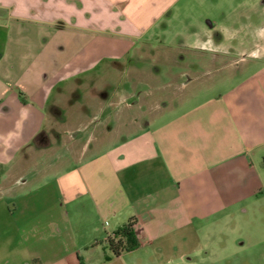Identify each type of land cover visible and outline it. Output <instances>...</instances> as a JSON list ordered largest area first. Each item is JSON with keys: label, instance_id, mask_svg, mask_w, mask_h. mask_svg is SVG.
I'll return each instance as SVG.
<instances>
[{"label": "crops", "instance_id": "0c3cea01", "mask_svg": "<svg viewBox=\"0 0 264 264\" xmlns=\"http://www.w3.org/2000/svg\"><path fill=\"white\" fill-rule=\"evenodd\" d=\"M183 1L188 6L195 0H0V174L26 160L39 147L40 134L38 142L46 143L52 122L80 125L93 112L104 114L103 103L116 87L111 78L128 68L121 59L130 64L135 49L138 53L159 39L153 31L166 26L165 17ZM203 26L195 32L200 49L208 51L212 47L203 45L216 41V34ZM105 32L118 41L103 39ZM120 40L129 46L127 53H119ZM251 55L264 60V47L255 46ZM103 60L105 73L115 74L101 84ZM260 64L224 91L189 97L177 109L158 105L162 98L151 102L156 94H149L145 78L132 75L129 65L127 129L118 144L97 150L113 130L109 124L103 132L94 128L96 151L76 155L17 196L23 214L55 210L44 228L43 221L35 223L34 232L56 236L53 248L62 251L50 257L23 245V258L35 264H87L98 239L107 244L109 234L135 217L140 245L133 251L147 249L146 257L154 256L158 264L195 263L203 254L211 262L207 248L222 239L211 233L223 215L235 213L264 185V61ZM138 84L139 108L132 113ZM83 90L88 104L82 103ZM216 255L210 264L238 262L232 263V255ZM240 262L254 264L247 256Z\"/></svg>", "mask_w": 264, "mask_h": 264}, {"label": "rangeland", "instance_id": "374dc122", "mask_svg": "<svg viewBox=\"0 0 264 264\" xmlns=\"http://www.w3.org/2000/svg\"><path fill=\"white\" fill-rule=\"evenodd\" d=\"M187 4L188 2H186ZM164 21H166V26L160 25L153 31L159 39L144 45L138 53L135 49L130 64L124 59H121L122 61L119 63L121 65L124 62V66L127 64V69L130 65L132 68L129 72L132 75L138 73L140 78H145L144 88L150 91V95L156 94V98L152 96L151 102L162 98L158 101V105H169L177 109L179 105L184 106L189 97L197 96L198 98L204 94L222 92L229 84L240 82L246 76L248 77L261 66L260 62L264 61L257 58V55H251L255 46L264 47V0H195L188 6H185L183 1L175 8L173 16H166ZM209 21L214 24L212 29L209 26ZM250 22H253L252 26H250ZM202 25L204 28L206 27L205 29L210 28L216 34V41L206 42L203 45L212 47L208 51L200 49L202 41L195 32ZM233 33H235L234 36ZM247 33L249 36L256 34L262 38L260 37V40L247 39V41L240 38ZM218 34L223 35L222 41ZM102 37L106 40H117L113 34H106V32ZM194 46L197 47L194 49ZM128 47L125 44L122 46L120 40L118 43L119 53H124ZM229 47H234V49L226 50ZM106 48L108 50L106 53L110 54V47ZM128 58H130V52ZM106 64L107 61L103 60L101 65L104 68L100 82L102 84L104 81H110V75L116 73V82L111 78L112 83H116V87L111 93L110 100L106 103L102 101L103 107L106 109L105 113L98 115L93 112L86 116L87 118L83 119L80 125L75 123L78 121L66 125L52 122L51 137L44 140L46 143L37 142L39 147L28 153L26 160L23 158L17 160L16 165L14 164L10 170H7V175L0 174V255L4 256L3 259H0V264H35V261L23 258L19 251L23 245L29 246L31 249L36 248L45 256L50 257L62 252L53 248L52 244L55 243L56 236L43 235V233L39 236L34 232L35 223L43 221L44 226L42 224L41 228H44L46 221L56 214L55 210L46 208L44 214L39 215V212L34 209L23 214L20 208L22 201L18 200L17 202L16 198L23 190L31 187L35 181L44 180L46 177L47 179L51 178L56 171L68 166L76 155H82L84 152L91 155L96 151L92 150L94 128L103 132V130H107L109 124L113 130V132L106 133L110 139L99 146L97 150L112 146V144L115 145L117 143L115 141L120 139L118 135L127 129L124 125L127 107V98L124 94H127L128 91L127 69L120 70L121 68L118 66L120 69H117L115 73L112 71L108 74L105 73ZM140 88V84L133 86L132 102L136 104L129 107L132 113L138 112L139 103L136 102V95L138 96ZM85 90L81 92L83 94L82 103L88 104ZM147 105L150 106V103L148 102ZM92 139L93 141H91ZM33 177L35 178L33 179ZM3 205L8 206L9 210H6ZM48 233L50 232L48 231ZM223 233L224 235H222ZM211 234H218L222 238L217 246L215 244L208 245L207 251L209 253L211 251L214 257L215 254L218 257H221L220 254L232 255V263L238 260L234 264H241L240 259L247 256L254 264H264V185L259 187L254 196L248 199L244 205L239 206L235 213L224 214L219 227L214 229ZM66 238L64 237L62 240ZM98 240L99 246L89 254L90 262L87 264H158L154 256L146 257L147 249L126 251L115 257L105 241ZM213 256L211 255L212 261L209 262L203 260L205 257L203 254V256L197 257L195 263H214ZM176 263L195 264L194 259ZM230 263L229 261L226 264Z\"/></svg>", "mask_w": 264, "mask_h": 264}, {"label": "trees", "instance_id": "16d2710c", "mask_svg": "<svg viewBox=\"0 0 264 264\" xmlns=\"http://www.w3.org/2000/svg\"><path fill=\"white\" fill-rule=\"evenodd\" d=\"M43 134H40L36 138V142L42 138ZM137 219L131 218L128 222L119 226L113 234H109L106 238L107 246L111 250L112 255L118 257L124 252H130L138 248L140 245V238L138 230L135 229Z\"/></svg>", "mask_w": 264, "mask_h": 264}]
</instances>
